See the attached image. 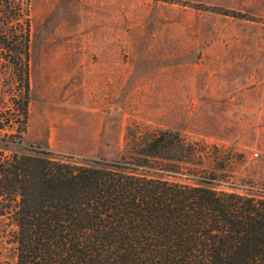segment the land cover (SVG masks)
<instances>
[{"label":"rangeland","instance_id":"rangeland-1","mask_svg":"<svg viewBox=\"0 0 264 264\" xmlns=\"http://www.w3.org/2000/svg\"><path fill=\"white\" fill-rule=\"evenodd\" d=\"M0 30V105L29 87L16 150L133 160L172 130L195 163L176 149L150 171L264 195V0H14ZM14 230L0 214V264L16 263Z\"/></svg>","mask_w":264,"mask_h":264},{"label":"trees","instance_id":"trees-1","mask_svg":"<svg viewBox=\"0 0 264 264\" xmlns=\"http://www.w3.org/2000/svg\"><path fill=\"white\" fill-rule=\"evenodd\" d=\"M13 2L0 0V17ZM24 88L19 107L0 105V214L15 225V264H264L263 194L150 171L149 160H170L176 149L180 161L195 163L193 145L172 130L153 134L133 160L16 150L26 130L27 78Z\"/></svg>","mask_w":264,"mask_h":264}]
</instances>
